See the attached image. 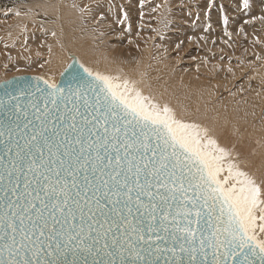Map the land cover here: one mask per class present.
I'll list each match as a JSON object with an SVG mask.
<instances>
[{
    "label": "snow or ice",
    "instance_id": "obj_1",
    "mask_svg": "<svg viewBox=\"0 0 264 264\" xmlns=\"http://www.w3.org/2000/svg\"><path fill=\"white\" fill-rule=\"evenodd\" d=\"M60 75L0 81V264H264V186L206 128L119 71Z\"/></svg>",
    "mask_w": 264,
    "mask_h": 264
},
{
    "label": "bare ground",
    "instance_id": "obj_2",
    "mask_svg": "<svg viewBox=\"0 0 264 264\" xmlns=\"http://www.w3.org/2000/svg\"><path fill=\"white\" fill-rule=\"evenodd\" d=\"M104 1L106 2L102 0H0V75L5 71V67L1 64L4 56L9 58L11 71L38 69L39 72H43L45 79L53 81H58L66 63L70 62L69 55L78 58L77 60L81 63L93 69L112 73L119 71L123 75L141 81L145 94L152 96L161 104H168L178 119L206 128L209 136L229 153V160L237 164L241 170L254 176L257 182L264 186V67L262 66L261 70L255 69V65L245 67L241 63H237L238 65L233 63L235 57H240L235 53L239 47L232 51L226 42L224 47L223 45L219 46V38L204 30L205 21L201 16H199L201 19H194L196 15L194 14L191 18L193 13L185 12V8L179 9L177 13L173 14L172 5L177 3L186 6L184 3H179L181 0H141L144 2L141 5L142 19L148 18V20L139 22L150 25V28L145 25V28L148 29L145 32L149 33L150 39L156 34L161 37L152 50L147 43L142 47L140 44L132 43L131 45L135 46V49L129 46L120 49L119 45L115 44L116 40L114 43L111 39L108 40L111 37H108L107 32L109 33V31L106 27L110 25L106 26V24L110 22L107 20L108 22L105 23L98 19V15L104 16V14H100L105 10L102 11L103 7H107L109 11L111 10L110 13L114 14L119 4L116 0ZM11 2L17 8L7 9V4ZM261 4L260 2V6L264 5ZM124 7L126 9V6ZM128 10L126 9L127 12H129ZM203 10L202 12H204ZM263 10L261 8V12L257 11L252 16L261 26L264 25V22L257 17L259 16L257 14L262 13ZM136 11L139 12V10ZM228 11L233 12L231 9L226 10V12ZM156 15L160 18L156 19ZM121 17L123 18V16ZM132 18L134 19V16ZM135 21H133V25L138 23ZM37 22L42 23L41 25L45 24L51 29V32L44 33L40 28L34 29L39 27ZM120 24L121 22L118 25ZM126 27L129 26L126 25ZM247 27L249 28V26ZM124 28L125 26L121 29ZM208 28L207 30H209ZM211 28L213 27L211 26ZM23 29L24 32H22ZM136 29L134 26L136 32L140 31L138 30L140 28L136 27ZM141 29L143 30V28ZM126 31L128 30L126 29ZM235 32H239V30H234V35ZM253 34L256 35V33ZM87 35L96 37L98 41V44L95 41L92 50H89L88 46L85 47L82 37ZM244 35L247 36V34ZM61 36L65 40L63 39V43L60 44L63 48L58 49L57 43ZM129 36L132 38L131 35ZM113 37L116 38V36ZM127 38L126 41L130 39ZM254 38L256 39V37ZM225 39L230 40V37L227 36ZM129 43L131 42L129 41ZM189 48H193L194 51L185 55L188 54ZM260 54L264 57V49H260ZM41 55H44L45 60ZM184 56L195 59L191 63L189 61L183 63ZM62 58L65 60L61 61ZM206 59L211 62V67L207 64ZM62 62L63 65L60 67ZM56 68L57 71H54ZM255 77L258 81L253 80ZM238 82L240 83L237 84ZM257 214L259 215V212Z\"/></svg>",
    "mask_w": 264,
    "mask_h": 264
},
{
    "label": "rangeland",
    "instance_id": "obj_3",
    "mask_svg": "<svg viewBox=\"0 0 264 264\" xmlns=\"http://www.w3.org/2000/svg\"><path fill=\"white\" fill-rule=\"evenodd\" d=\"M103 2H106V1H104V0H102ZM118 3L117 4H119L120 5V8H119V5H118V9H115V10H117L114 14H111L110 13V11H109V9H107V7H103V9H102V11H103V13H101L100 12V14H104V16L103 15H98V19L99 20H102V21H105V23H106V21L108 20L110 23L109 24H106V26L107 25H110V26H107L106 27V29H108L107 31H109V33L107 32V35H108V37H111V38H109L108 40H110L111 39V41L114 43L115 42V40H116V42H115V44H118L119 45V48L121 49V48H125V47H131V48H133V49H135L136 47L135 46H133V45H131L132 43L133 44H135V43H137V44H140V47H142V46H145L146 45V43L149 45V47H150V49L152 50V48H154L155 46H156V42H158L159 41V38L161 37L160 35H158V34H156V35H154L151 39H150V36H149V33H146L145 31H147L148 29L147 28H145L146 26L145 25H147V24H142V23H140L141 22V20L143 21V22H145V21H147L148 20V18H144V19H142V15H143V13H142V6L141 5H143L144 4V2H142L141 0H140V2H139V0H136V3H135V0L132 2V0H116ZM121 1H123V2H121ZM137 1H138V3H137ZM156 1H159V0H156ZM185 1V2H184ZM234 1V2H233ZM259 1V2H258ZM192 2H194V3H192ZM260 2L262 3L261 5H263L264 4V0H248V7L247 8H242L241 7V3H242V0H191V1H189V0H181L179 3H184V4H186V6H181V5H179V4H174V5H172L171 6V9H172V12H173V14H175V13H177L178 11H179V9H184V11L185 12H188L189 14H192L191 15V18L194 16V14H196L195 15V18L194 19H201L199 16H201L202 17V20H204L205 21V27H206V25H207V27H209L208 29L209 30H207V27L205 28L204 27V30L206 31V32H208L210 35H215V36H217L218 38H219V46H221L222 47V45H223V47L225 46V42L230 46L229 48L232 50V49H235L236 50V48L237 47H239L237 50L238 51H236L235 53H237L238 55H240V57L238 56V57H233L234 59H233V63H235L236 65H238L237 63H241L243 66H253V65H255V69H261L262 70V66L264 67V57H262V55L260 54V49L262 48V49H264V43H262L263 41H264V25L263 26H261L259 23H258V21H257V19L255 18V17H252L254 14L253 13H257V11H258V13L259 12H261L260 11V9L262 8V9H264V5L263 6H260ZM134 3V4H133ZM140 3V4H139ZM143 3V4H142ZM200 3V4H199ZM203 3V4H202ZM206 3V4H205ZM259 3V4H258ZM13 5V2H11V3H9V4H7V9H15V8H17L15 5ZM137 4V5H136ZM191 4H192V6H191ZM123 5V6H122ZM129 5V6H128ZM139 5H140V7H139ZM189 5V6H188ZM198 5V6H197ZM259 5V6H258ZM18 6V5H17ZM22 6V5H21ZM124 6H126V9L128 10L129 8H130V10L133 12V14H132V12L130 11V10H128L129 12H127L126 11V9H125V7ZM137 6V7H136ZM204 6V7H203ZM218 8H217V7ZM129 7V8H128ZM194 7V8H193ZM198 7V8H197ZM251 7V8H250ZM255 7V8H254ZM117 8V7H116ZM131 8H133V9H131ZM140 8H141V11H140ZM106 9H107V11H106ZM121 9V10H120ZM191 9V10H190ZM195 11H194V10ZM204 9V10H203ZM225 9V10H224ZM227 9H231V11H233V12H226V10ZM114 10V11H115ZM121 12H120V11ZM136 10H139V12H137ZM175 10V11H174ZM200 10V11H199ZM202 10L204 11V12H202ZM125 11V12H124ZM136 11V12H135ZM208 11V12H207ZM120 12V13H119ZM130 12H131V14H130ZM175 12V13H174ZM245 13V15H244V13ZM247 12H250V13H247ZM117 13V14H116ZM128 13V14H127ZM141 15H139V14ZM200 13H201V15H200ZM205 13V14H204ZM262 13H263V15H262ZM262 13H260V14H257V15H259V16H257V17H259V18H261V20L264 22V10H263V12ZM126 15V16H124V15ZM205 16H204V15ZM247 14V15H246ZM111 15V16H110ZM117 15V17H114V16H116ZM119 15V16H118ZM128 15V16H127ZM129 15H130V17H129ZM138 16V17H136V16ZM209 15V16H208ZM224 15H226V16H224ZM121 16H123V18L121 17ZM134 16V19L132 18ZM198 16V17H197ZM218 16V17H217ZM238 16V17H237ZM246 16H247V18H246ZM261 16V17H260ZM100 17V18H99ZM110 17V18H109ZM112 17V18H111ZM128 17V18H127ZM240 17H241V20H240ZM249 17V18H248ZM114 18V19H113ZM118 18H120V19H118ZM136 18H139V19H136ZM158 18H160L158 15H156V19H158ZM252 18V20H249V19H251ZM254 18V19H253ZM118 19V20H117ZM114 20H116V21H118V22H116V21H114ZM124 20V21H123ZM128 20V21H127ZM129 20H131V21H129ZM136 20V21H135ZM145 20V21H144ZM244 20V21H243ZM248 20V21H247ZM107 21V22H108ZM125 22L126 23V25H128L129 27H126V25H125V23H123V22ZM133 21H135V22H138V23H134V25H133ZM140 21V22H139ZM203 21V22H204ZM121 22V24L120 25H118L119 23ZM128 22H129V24H128ZM131 22V23H130ZM248 22V23H247ZM250 22V23H249ZM252 22V23H251ZM254 22H257L256 24L254 23ZM124 25H123V24ZM186 23H188V21H186ZM217 23V24H216ZM42 23H39V22H37V25L39 26L38 28H34V29H42L43 30V32L44 33H46V32H51V29L50 28H48L47 26H45V24L44 25H41ZM116 24V25H115ZM132 25H133V28H132ZM139 27H138V26ZM213 27V28H211V26ZM234 25V26H233ZM243 25H245V26H243ZM42 26V27H41ZM114 26V27H113ZM117 26V27H116ZM125 26V30L124 29H121L122 27H124ZM134 26H135V29H136V27L137 28H140V29H138V30H140L139 32L137 31L136 32V30H134ZM141 26V27H140ZM149 26V28H150V25H147V27ZM247 26H249V28L247 27ZM253 26V28H251ZM254 26H256V27H254ZM258 26V27H257ZM110 29H109V28ZM120 27V28H119ZM130 27H131V29H130ZM230 27H231V29H230ZM233 27V28H232ZM113 28V29H112ZM117 28V29H116ZM130 30H129V29ZM141 28H143V30L141 29ZM210 28H211V31H210ZM238 29L239 30V32H235V35H234V30H236V29ZM263 28V29H262ZM111 29H112V31H111ZM115 29V30H114ZM126 29L128 30V31H126ZM146 29V30H145ZM243 29V30H242ZM246 29H247V31H246ZM259 29H260V31H259ZM36 30H32V31H36ZM118 30H119V32H118ZM120 30H122L121 32H122V34L120 33ZM132 30H134L133 32H132ZM232 30V31H231ZM251 30V31H250ZM254 30V31H253ZM114 31H116V32H114ZM124 31V32H123ZM242 33H241V32ZM256 31V32H255ZM22 32H24V29L22 30ZM114 32V33H113ZM126 32H127V34H126ZM128 32H130L129 34H128ZM143 32V33H142ZM228 33L229 35H226L225 33ZM256 33V35L255 34H253V33ZM26 33H28V32H26ZM110 33H112V34H110ZM124 33V34H123ZM135 33V34H134ZM136 33H141V34H136ZM211 33H213V34H211ZM258 33V34H257ZM260 33V34H259ZM23 34V33H22ZM113 34H115V35H113ZM142 34H144L143 36H142ZM146 34H147V36H146ZM239 34V35H238ZM244 34H247V36L246 35H244ZM262 34V35H261ZM124 35V36H123ZM128 35V36H127ZM129 35H131V37L132 38H130V36ZM138 36V38H137V36ZM243 35V36H242ZM255 35V36H254ZM260 37H259V36ZM113 36H116V38L115 37H113ZM144 36H146V37H144ZM227 36H229L230 37V40H226L225 38L227 37ZM263 37V40L261 41V38ZM86 37V38H85ZM85 37H82L83 38V41H84V44H85V47H87L88 46V49L89 50H92L93 49V47H94V44L96 43L95 41H97L96 40V37H91L90 35H87V36H85ZM121 37V38H120ZM127 37H129L130 39L128 40V41H126L128 38ZM137 38V40H136V38ZM141 37V38H140ZM143 37H144V39L146 40H144L143 39ZM157 37V38H156ZM238 39H237V38ZM254 37H256V39L254 38ZM259 37V38H258ZM94 38V39H93ZM134 38V39H133ZM1 39V38H0ZM63 39L65 40V38L63 37ZM63 39H62V36H61V39H59L58 41V43H57V48L58 49H62L63 48V46L62 45H60V44H62L63 43ZM93 39V40H92ZM120 39V40H119ZM125 39V40H124ZM132 39V40H131ZM150 39V40H149ZM252 39H254V40H252ZM134 40V41H133ZM142 40V41H141ZM156 40V41H155ZM245 40V41H244ZM256 40V41H255ZM119 41V42H118ZM124 41V42H123ZM126 41V42H125ZM129 41L131 42V43H129ZM231 41V42H230ZM238 41H239V43H238ZM258 41H259V43H258ZM261 41V42H260ZM108 42V41H107ZM128 42V43H127ZM230 42V43H229ZM248 42V43H247ZM233 43V44H232ZM245 43V44H244ZM247 43V44H246ZM97 44H98V41H97ZM126 44V45H125ZM249 44H251V45H249ZM260 44V45H259ZM121 45V46H120ZM124 45V46H123ZM236 45V46H235ZM238 45V46H237ZM255 45H256V47H255ZM62 46V47H61ZM91 46V47H90ZM235 46V47H234ZM261 46H263V47H261ZM139 47V48H140ZM232 47V48H231ZM255 47V48H254ZM258 47V48H257ZM195 48H196V45H195ZM204 48V47H203ZM257 48V49H256ZM260 48V49H259ZM192 50V51H191ZM204 50H205V48H204ZM188 54L186 53L185 55H189L190 53H192L194 50H193V48H189L188 50ZM206 51V50H205ZM232 51H234V50H232ZM236 54V55H237ZM34 56V55H33ZM42 56V59H44L45 60V58H44V55H41ZM40 56V57H41ZM76 56V55H75ZM223 57H224V55H222ZM1 57V56H0ZM184 59H183V63H188V61H189V63H191L195 58H191V57H186V56H184L183 57ZM186 58V59H185ZM78 59V58H77ZM188 59V60H187ZM63 60H65L64 58H62L61 59V61H63ZM187 60V62H185ZM3 61V62H2ZM2 63L1 64H3V67H5L4 68V73L3 74H1L0 75V81H3V80H7V79H9V78H11V77H14V76H20V75H33L34 73H35V75H37V76H39V77H43L44 78V76H43V72H39V70L37 69H33V68H28V69H22V70H16V72L14 71V70H12L11 71V68H10V66H9V64H10V62H9V58H6V56H4V57H2ZM5 61V62H4ZM7 61V62H6ZM206 62H207V64L211 67L212 65H211V62L208 60V59H206ZM5 63V64H4ZM69 62H67L66 64H68ZM7 64H8V66H7ZM62 65H63V62L60 64V67H62ZM62 69V68H61ZM36 71V72H35ZM54 71H57V68L54 70ZM38 72H39V74H38ZM263 72V71H262ZM2 77V78H1ZM254 81H258L257 80V78L255 77L254 79H253ZM241 82V81H240ZM240 82H238L237 84H239ZM234 103V102H233ZM259 212V211H258ZM257 212V213H258Z\"/></svg>",
    "mask_w": 264,
    "mask_h": 264
},
{
    "label": "water",
    "instance_id": "obj_4",
    "mask_svg": "<svg viewBox=\"0 0 264 264\" xmlns=\"http://www.w3.org/2000/svg\"><path fill=\"white\" fill-rule=\"evenodd\" d=\"M69 57H70V59H71V58H75V59H76V57H74V56H72V55H69ZM76 60H77V59H76ZM70 62H71V60H70ZM70 62H69V63H70ZM76 67L78 68V65H76ZM33 77H37V75H20V76L12 77V78H10V79H8V80H15V79H17V78H21L22 81H24V82L31 81V83H32V85H33V88H34L35 81L32 80ZM65 78H66V77H62V76L60 75L59 78H58V81H62V80H64ZM41 87H43V85H41ZM37 95H39V94L37 93ZM0 96H3V92H2V91H0ZM27 102H28V97H24V98H22V100H21V103H22V104H25V105H26Z\"/></svg>",
    "mask_w": 264,
    "mask_h": 264
}]
</instances>
